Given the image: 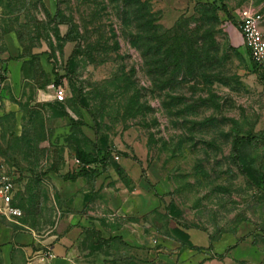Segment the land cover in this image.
Masks as SVG:
<instances>
[{
  "label": "rangeland",
  "instance_id": "1",
  "mask_svg": "<svg viewBox=\"0 0 264 264\" xmlns=\"http://www.w3.org/2000/svg\"><path fill=\"white\" fill-rule=\"evenodd\" d=\"M244 7L264 37V0H0V169L21 210L0 206V229L41 234L73 197L158 235H264V137L235 144L264 134V64L231 42ZM78 148L102 160L65 178Z\"/></svg>",
  "mask_w": 264,
  "mask_h": 264
},
{
  "label": "crops",
  "instance_id": "2",
  "mask_svg": "<svg viewBox=\"0 0 264 264\" xmlns=\"http://www.w3.org/2000/svg\"><path fill=\"white\" fill-rule=\"evenodd\" d=\"M231 42L243 44L235 25ZM137 188L134 183V193ZM63 202L64 211L41 234L3 226L0 247L21 256L22 264H264V235L242 226L215 238L190 227L179 239L145 228L135 211L112 215L102 199L93 203L69 197ZM3 264H17V259Z\"/></svg>",
  "mask_w": 264,
  "mask_h": 264
},
{
  "label": "built area",
  "instance_id": "3",
  "mask_svg": "<svg viewBox=\"0 0 264 264\" xmlns=\"http://www.w3.org/2000/svg\"><path fill=\"white\" fill-rule=\"evenodd\" d=\"M235 26L240 31L243 43L249 48L255 63L258 66L263 65L264 37L261 31V15L250 8L244 7L239 12ZM54 92L57 99H63L64 89L61 85H57ZM75 160L79 164V160L77 158ZM15 192L16 187L13 177L0 169V206L2 211L10 217L21 214L20 208L12 203Z\"/></svg>",
  "mask_w": 264,
  "mask_h": 264
},
{
  "label": "trees",
  "instance_id": "4",
  "mask_svg": "<svg viewBox=\"0 0 264 264\" xmlns=\"http://www.w3.org/2000/svg\"><path fill=\"white\" fill-rule=\"evenodd\" d=\"M224 8V6H223ZM227 16L232 18L231 13L227 11ZM264 134L262 133H249L247 135H241L235 140V144L239 143L241 140H255L257 138H263ZM79 160V169L75 173H66L64 176L68 179H74L76 176L87 175L94 171V163L102 160L98 155H88L81 148L76 149V156Z\"/></svg>",
  "mask_w": 264,
  "mask_h": 264
}]
</instances>
